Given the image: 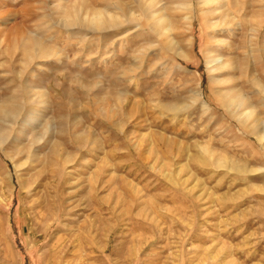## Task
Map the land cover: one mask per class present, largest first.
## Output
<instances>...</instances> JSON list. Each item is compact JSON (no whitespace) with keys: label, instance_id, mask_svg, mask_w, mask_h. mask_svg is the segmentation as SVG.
I'll use <instances>...</instances> for the list:
<instances>
[{"label":"rangeland","instance_id":"rangeland-1","mask_svg":"<svg viewBox=\"0 0 264 264\" xmlns=\"http://www.w3.org/2000/svg\"><path fill=\"white\" fill-rule=\"evenodd\" d=\"M207 1L0 0V264H264V0Z\"/></svg>","mask_w":264,"mask_h":264},{"label":"bare ground","instance_id":"bare-ground-1","mask_svg":"<svg viewBox=\"0 0 264 264\" xmlns=\"http://www.w3.org/2000/svg\"><path fill=\"white\" fill-rule=\"evenodd\" d=\"M152 1V0H151ZM155 1V0H154ZM190 1V0H189ZM208 1L207 0H205V2H203L204 4L205 3H207ZM153 3V2H152ZM187 5H190V6H192L191 5V3L190 2H188L187 3ZM150 6V5H149ZM185 7V6H184ZM98 13H100V12H98ZM102 18V17H101ZM97 19H99V17L97 18ZM104 19V18H103ZM94 21V20H93ZM97 22H98V20H97ZM158 25H165L166 23H168V20L163 16L162 18H160V19H158ZM100 23H101V21H100ZM103 24V23H102ZM167 31L169 30V27L166 29Z\"/></svg>","mask_w":264,"mask_h":264}]
</instances>
